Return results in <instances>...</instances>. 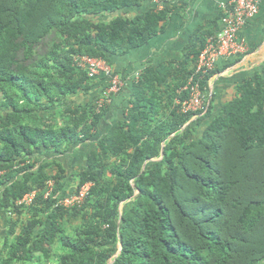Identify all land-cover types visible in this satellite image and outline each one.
<instances>
[{
    "label": "trees",
    "instance_id": "16d2710c",
    "mask_svg": "<svg viewBox=\"0 0 264 264\" xmlns=\"http://www.w3.org/2000/svg\"><path fill=\"white\" fill-rule=\"evenodd\" d=\"M146 1L0 0V211L19 219L16 202L37 192L17 233L18 219L8 221L0 264H41L55 245L59 264H264V73L246 77L214 117L211 102L195 113L196 126L211 118L199 136L194 113L176 103L208 34L191 58L140 74L124 120L87 154L75 189L64 191L60 163L34 160L92 138L109 105L98 109L96 96L66 106L94 82L73 57L111 64L161 33L169 6L141 10ZM87 182L80 206L57 204Z\"/></svg>",
    "mask_w": 264,
    "mask_h": 264
},
{
    "label": "crops",
    "instance_id": "0c3cea01",
    "mask_svg": "<svg viewBox=\"0 0 264 264\" xmlns=\"http://www.w3.org/2000/svg\"><path fill=\"white\" fill-rule=\"evenodd\" d=\"M227 1L168 0L166 5L169 6L170 12L161 33L127 53L110 57V65L121 78L123 87L118 93L110 96L108 111L98 123L92 138L68 147L61 145L57 150L42 149L34 155V160L38 165L45 162L60 163L66 170L68 182L72 181L70 173L74 175L85 166L86 156L95 149L97 141L105 136L112 126L124 120L133 85L140 74L147 67H155L172 61L179 62L185 57L191 58L188 54H190L192 44H197L200 37L207 34L210 36L217 32L221 14L220 7ZM152 7V3L146 1L140 9L146 10ZM136 12L137 9L131 13ZM238 37L245 41L248 47L247 52L238 56L219 58L215 64L217 72L207 81L203 89L208 104L211 102L212 105L211 118L219 112L226 101L236 95L237 86L246 77L255 73H264V0L260 1L258 14L248 19L239 30ZM93 80V85L88 91L80 92L84 100L77 99L74 95L76 99L72 96L68 98L66 106L87 104L92 102L96 95L100 96L105 79L100 74ZM192 118L190 122L199 136L211 118L205 119L199 126H196V119Z\"/></svg>",
    "mask_w": 264,
    "mask_h": 264
},
{
    "label": "built area",
    "instance_id": "2783aa9c",
    "mask_svg": "<svg viewBox=\"0 0 264 264\" xmlns=\"http://www.w3.org/2000/svg\"><path fill=\"white\" fill-rule=\"evenodd\" d=\"M156 11L162 10L168 0H148ZM261 0H228L221 4L219 28L216 33L207 37L204 47L201 49L194 70L187 80L183 91L187 93L184 99H177L176 103L182 113H198L206 110L207 99L200 81L203 76L215 68L216 61L222 57L238 56L247 52L248 47L244 40L239 39L238 32L248 19L258 14ZM73 61L76 66L86 72L89 77L98 75L105 77V85L96 105L98 109L110 101V96L118 93L123 87L121 78L116 74L112 66L103 58L90 57L88 55H75ZM193 114V118L196 114ZM192 118V119H193ZM91 182L83 184L78 190L67 193L58 201V205L64 207L80 206L89 193ZM53 182L48 181L45 197L49 196ZM36 190H32L22 196L16 205L25 207L33 204ZM11 217L14 214L8 212Z\"/></svg>",
    "mask_w": 264,
    "mask_h": 264
},
{
    "label": "rangeland",
    "instance_id": "374dc122",
    "mask_svg": "<svg viewBox=\"0 0 264 264\" xmlns=\"http://www.w3.org/2000/svg\"><path fill=\"white\" fill-rule=\"evenodd\" d=\"M79 95H75L77 97V99L82 98L84 100V96L81 93H78ZM74 95L72 97H74L76 99ZM97 96V95H96ZM70 98V97H69ZM95 98V97H94ZM93 98V99H94ZM99 98V97H98ZM92 99V100H93ZM82 100V101H83ZM98 100V99H97ZM91 102V101H90ZM89 102V103H90ZM196 119V118H195ZM196 133V134H195ZM194 135H197V132L195 130ZM79 170V169H78ZM77 171V170H76ZM72 175L73 178V174L70 173L69 176ZM68 176V175H67ZM69 179H67V185L65 186V192L70 191V189H75L76 188V181H69ZM53 181V180H52ZM29 206H25L23 207L22 211L19 213V219H18V215L15 213L13 215V217H11V215L9 213H6L4 211H0V248L3 245L4 239L6 238L7 234H8V230H9V225H8V221H10V218L12 220H17V225L15 228V233H17L20 229V227L24 224V222L26 221V219L29 217V213H28V207ZM82 223V220H80L79 218H75V219H68L66 221V229L65 232L68 235H73V230ZM60 253V249L58 248V245H55L54 247H52L51 249H48L44 251L40 254L41 257V264H59L57 261V257Z\"/></svg>",
    "mask_w": 264,
    "mask_h": 264
},
{
    "label": "water",
    "instance_id": "95a60500",
    "mask_svg": "<svg viewBox=\"0 0 264 264\" xmlns=\"http://www.w3.org/2000/svg\"><path fill=\"white\" fill-rule=\"evenodd\" d=\"M161 154H162V153H161ZM109 264H111V262H110Z\"/></svg>",
    "mask_w": 264,
    "mask_h": 264
}]
</instances>
